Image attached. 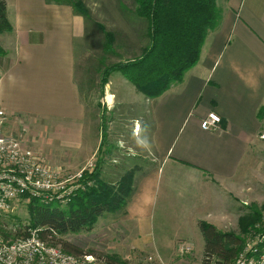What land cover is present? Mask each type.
<instances>
[{
  "label": "crops",
  "instance_id": "crops-1",
  "mask_svg": "<svg viewBox=\"0 0 264 264\" xmlns=\"http://www.w3.org/2000/svg\"><path fill=\"white\" fill-rule=\"evenodd\" d=\"M5 2L12 30L0 37V106L8 136L32 147L31 136L49 130L45 138L55 139V147L35 148L63 173H76L96 157L98 179L115 190L122 183L129 189L116 209L124 237L139 247L192 239L200 221L218 230L219 223L228 224L222 215L234 209L219 198L252 196V163L264 150V0H220V24L207 36L198 62L158 98H145L126 79V95L110 92L107 84L104 109L117 108L118 117L134 123L120 132L123 146L115 149L113 139L104 137L112 120L106 118L100 142V113L88 107L77 79V57L91 29L85 17L48 0ZM209 112L221 119L215 131L200 127Z\"/></svg>",
  "mask_w": 264,
  "mask_h": 264
},
{
  "label": "trees",
  "instance_id": "trees-1",
  "mask_svg": "<svg viewBox=\"0 0 264 264\" xmlns=\"http://www.w3.org/2000/svg\"><path fill=\"white\" fill-rule=\"evenodd\" d=\"M55 4H66L85 18L80 11L79 0H48ZM134 13L144 19L146 24L147 46L141 55L127 61L105 66L101 73V82L106 85L109 76L120 72L124 78L147 99H156L173 84L182 81L184 74L196 65L201 48L209 35L221 21V8L217 0H133ZM12 30L7 18L6 2L0 0V35ZM102 32V31H101ZM107 46L104 53L114 52L111 46L115 34L103 29ZM3 50L0 47V54ZM101 71V69H100ZM91 172L92 184L87 190L79 192L67 205L57 203L42 204L31 200L27 207L30 215L28 228L40 229L43 240L59 246L64 252L81 254L76 247L60 237L77 234L88 229L98 217L121 207L125 202V183L115 190L101 181ZM129 186V185H128ZM257 213L244 217L242 229L254 226L261 220ZM256 222V223H255ZM254 224V225H253ZM203 239L201 264H233L242 244L240 235L219 231L215 226L203 221L198 222ZM27 231L21 228L14 234L0 227V236L23 237Z\"/></svg>",
  "mask_w": 264,
  "mask_h": 264
},
{
  "label": "rangeland",
  "instance_id": "rangeland-1",
  "mask_svg": "<svg viewBox=\"0 0 264 264\" xmlns=\"http://www.w3.org/2000/svg\"><path fill=\"white\" fill-rule=\"evenodd\" d=\"M81 2L80 11L86 14L85 22L91 29L86 31V36L81 44V49L77 48V62L79 59L80 68L77 71V79L82 82V90L85 93L83 97L84 101L88 103V107L95 108L100 113V124H98V136L100 142L102 139V132L104 131V124L111 119L112 124L107 127L108 131L105 140L113 139V149L122 145L121 141L123 136L120 135L121 131L130 130L133 127V122L126 120L124 117H118L117 108L111 111H107L104 104V98L106 96L105 89L108 84L110 86L109 91L115 93L117 96L126 95L125 87H130L128 82L124 83L125 78L120 72L112 73L108 78V83L103 85L101 82L102 69L105 66L119 63L120 61L132 60L141 55L148 44L146 39V24L144 19L138 17L134 13L133 0H79ZM220 6V0H219ZM103 29L111 31L115 34V40L111 46L109 52L104 53L107 43L103 37ZM102 31V32H101ZM2 35H0L1 37ZM3 52V51H2ZM2 55V54H0ZM101 69V71H100ZM84 76L83 81L81 76ZM111 82V83H110ZM87 90V91H86ZM136 92H132L133 95ZM128 95V93H127ZM109 97V96H108ZM152 100V99H149ZM103 107V108H102ZM105 112V113H104ZM110 114V115H109ZM137 123L141 126L142 121L138 120ZM116 126L118 132H115L113 126ZM123 126V128H122ZM32 126L29 127V129ZM111 127V129H110ZM88 130L90 129L89 123H87ZM34 131L31 129V132ZM49 130H38L37 134L31 136V143L33 148L36 145H44L46 148L55 147V139L45 138V133ZM99 144V143H98ZM58 145V144H57ZM39 148V147H37ZM104 148V145L103 147ZM36 149V148H35ZM41 149V148H40ZM38 150V149H36ZM42 150V149H41ZM43 152V150H42ZM44 154V153H42ZM119 154H111V158L115 160ZM93 158V157H91ZM90 158V159H91ZM89 159V160H90ZM96 159V157H95ZM88 160V161H89ZM87 161V162H88ZM86 162V163H87ZM53 168H60L47 161ZM85 165V164H84ZM255 172V185L252 188V196L249 198H243L241 195L238 197L230 196V198H219V203L231 205L233 207V213L231 211H225L224 215L220 211L222 207L219 204V216L222 215L224 221L228 218V223L222 225L219 223V231L226 233H233L240 235L243 241L247 238L249 229H242V221L244 217L249 216L250 212H257L260 218L264 217V150H257L255 153V159L252 163ZM63 171V170H62ZM79 171V170H78ZM76 171V172H78ZM75 173V172H74ZM74 173H64L65 175H72ZM251 175V171L249 172ZM251 182V177L248 175L244 181ZM242 185V184H241ZM224 193V192H223ZM172 203V201H171ZM28 204L19 205L14 214L5 215L0 214V227L6 232L14 234L15 230L21 228V232H25L29 227L30 215L27 207ZM230 206V207H231ZM231 210V209H230ZM239 217V223L237 224V213ZM122 212L120 209L111 210L104 215L97 218V220L88 229L82 230L77 234H68L60 237L63 241L72 243L76 249L81 253L79 256L90 255L95 264H201L203 253V239L201 233L199 236H193L192 239H184L169 244V246L159 247H139L137 242L132 239L124 237L126 233V226L123 225L120 216ZM259 218V219H260ZM256 223V222H255ZM254 225V224H253ZM125 227V228H124ZM125 230H124V229ZM15 238L9 237V240ZM189 242V243H188ZM181 243H186L191 246V255L181 256L178 253V247ZM78 256V255H77Z\"/></svg>",
  "mask_w": 264,
  "mask_h": 264
},
{
  "label": "built area",
  "instance_id": "built-area-1",
  "mask_svg": "<svg viewBox=\"0 0 264 264\" xmlns=\"http://www.w3.org/2000/svg\"><path fill=\"white\" fill-rule=\"evenodd\" d=\"M6 120L7 113L0 106V214H14L19 205L31 200L64 206L91 186L87 177L95 167V157L78 172L65 175L62 169L48 164L43 154L27 145L22 137L8 136L4 130ZM220 121L216 113L209 112L200 127L215 131ZM26 231L25 236L12 240L0 236V264H95L90 255L69 254L43 240L40 229ZM191 250L186 243L178 247L181 256L191 255ZM233 264H264V217L249 230Z\"/></svg>",
  "mask_w": 264,
  "mask_h": 264
}]
</instances>
